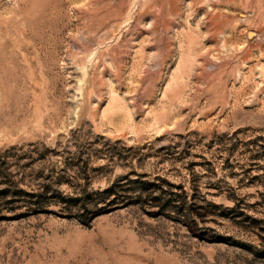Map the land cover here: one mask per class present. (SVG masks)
Here are the masks:
<instances>
[{
	"label": "rangeland",
	"instance_id": "1",
	"mask_svg": "<svg viewBox=\"0 0 264 264\" xmlns=\"http://www.w3.org/2000/svg\"><path fill=\"white\" fill-rule=\"evenodd\" d=\"M0 264H264V0H0Z\"/></svg>",
	"mask_w": 264,
	"mask_h": 264
}]
</instances>
